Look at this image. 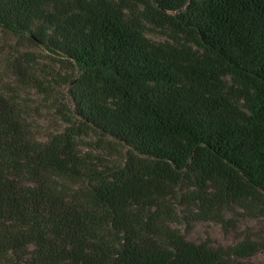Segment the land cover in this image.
<instances>
[{"label":"trees","instance_id":"obj_1","mask_svg":"<svg viewBox=\"0 0 264 264\" xmlns=\"http://www.w3.org/2000/svg\"><path fill=\"white\" fill-rule=\"evenodd\" d=\"M0 28L76 69L69 126L45 145L0 94V264H247L263 248L156 238L143 216L170 196L187 229L264 218V0H0ZM89 131L124 163L85 169ZM49 175L92 183L90 208Z\"/></svg>","mask_w":264,"mask_h":264},{"label":"rangeland","instance_id":"obj_2","mask_svg":"<svg viewBox=\"0 0 264 264\" xmlns=\"http://www.w3.org/2000/svg\"><path fill=\"white\" fill-rule=\"evenodd\" d=\"M147 36L155 41L164 40L159 34ZM75 74L76 69L71 62L49 54L25 37H17L0 28V94L15 110L31 144L45 145L53 136L64 133L69 126L66 119L73 111V104L66 80ZM76 141L77 152L83 158L85 169L108 170L124 163L127 148L110 137L104 138L89 131ZM47 177L53 181L57 193L65 201L89 207L92 183L87 179L70 180L61 175ZM160 208H151L143 216L153 218L155 213L154 237L162 239L164 234L175 231L188 241L201 243L207 239L214 248H225L248 236L263 248L241 261L264 264L263 217L249 216L241 209H235L223 214L225 220L232 219L231 224L198 222L187 229L179 219V208L173 203V197L166 198ZM94 216L98 217L99 213ZM91 237L92 240L105 242L108 233L101 235L97 229L91 232Z\"/></svg>","mask_w":264,"mask_h":264}]
</instances>
